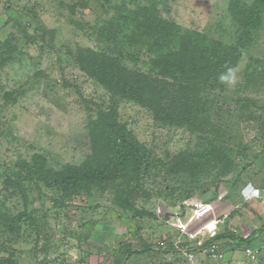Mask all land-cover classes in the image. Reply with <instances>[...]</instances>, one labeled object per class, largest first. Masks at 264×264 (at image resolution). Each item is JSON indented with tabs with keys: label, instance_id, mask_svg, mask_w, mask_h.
Segmentation results:
<instances>
[{
	"label": "rangeland",
	"instance_id": "rangeland-1",
	"mask_svg": "<svg viewBox=\"0 0 264 264\" xmlns=\"http://www.w3.org/2000/svg\"><path fill=\"white\" fill-rule=\"evenodd\" d=\"M257 1L240 0L243 6ZM124 2L135 11L152 9L182 35L201 33L226 45L242 35L234 0H0V214L15 226L0 223V264H93V252L82 254L93 239L106 242L96 264L123 261L120 245L142 248L143 264H172V245L161 242L167 237L168 244L178 230L179 238V227L196 208L212 203L220 214L222 204H242L240 190L247 183L264 189V11L236 67L238 83L208 95L214 126L203 132L161 123L136 101L114 103L109 90L81 70L79 47L100 48L101 41L104 48L116 47L98 32ZM130 55L126 62L141 70L148 69L150 55L156 57L141 48ZM99 112H117L165 165L142 177L146 191L135 205L140 215L118 204L115 186L93 187L70 200L39 179H21L24 160L46 170L82 166L92 152L89 119ZM212 140L223 153L216 163L197 161L194 171L181 166L187 154L209 151ZM229 157L233 164L227 168ZM24 212L36 222L28 215L15 220Z\"/></svg>",
	"mask_w": 264,
	"mask_h": 264
},
{
	"label": "trees",
	"instance_id": "trees-1",
	"mask_svg": "<svg viewBox=\"0 0 264 264\" xmlns=\"http://www.w3.org/2000/svg\"><path fill=\"white\" fill-rule=\"evenodd\" d=\"M233 4L234 16L243 25L242 35L235 45H226L201 33L179 34L175 23L154 14L152 9L135 11L124 2L118 13L105 20L98 32L100 39L108 38L116 47L104 48L102 41L100 48L79 47L77 62L81 70L109 90L114 103L121 99L136 101L150 108L161 123L185 125L193 131H210L214 122L208 106L213 99L208 95L225 89L226 85L218 80L219 74L226 65L237 67L253 32L262 24L264 0L245 6L240 0H234ZM138 48L155 52V59L150 55L147 70L132 68L126 62ZM259 73L264 79L263 70ZM116 113L111 116L99 112L89 119L92 152L82 166L46 170L24 160L20 164V171L24 173L21 179L26 177L35 183L39 179L70 200L93 187L105 190L115 186L120 189L118 204L133 211L134 215H140L135 208L136 199L146 191L141 179L151 168L165 165L137 139L126 123L117 119ZM210 145L209 151L187 154L179 163L189 167V171L200 165L197 161L216 163L217 154H223H220L221 146L215 140ZM232 164L229 157L227 168ZM122 183H126L124 188ZM17 186L26 194L21 182ZM23 215L28 213L19 214L15 220L21 221ZM28 217L32 224L36 222L30 215ZM9 219L0 214V223L14 229ZM218 237L205 240L204 247H210ZM120 249L123 261L118 264H123L128 251ZM7 261L16 264L14 260Z\"/></svg>",
	"mask_w": 264,
	"mask_h": 264
},
{
	"label": "crops",
	"instance_id": "crops-1",
	"mask_svg": "<svg viewBox=\"0 0 264 264\" xmlns=\"http://www.w3.org/2000/svg\"><path fill=\"white\" fill-rule=\"evenodd\" d=\"M261 196L259 198L253 197L249 200L242 201V204H234V202L230 201V203L222 204L220 206L221 213L226 214L225 217H221V213L217 214L218 208L213 207L209 212H207L204 216L196 219L193 227H200L204 224L209 226V229L217 231L215 242L217 243V250L220 254V258L213 259L208 258L206 254L201 251L197 250L198 247L195 245V242L190 241L183 237V243L186 247H192L195 250L196 257L191 260L182 253L181 249L175 247L173 239H175L178 235L180 230L176 233H171L172 241L168 242L167 247H171L168 250V255L172 257V264H241L246 258V249L249 247H260L264 244V189L260 188ZM224 205V206H223ZM218 207V206H215ZM207 210V209H206ZM223 210V211H222ZM220 217L219 219L221 222L219 223L218 227H213V224H209L210 220L213 217ZM180 228V227H179ZM124 233V232H123ZM118 237V236H117ZM97 238V237H96ZM178 238V237H177ZM210 236H207L204 239H210ZM90 239V238H89ZM98 239H101L98 236ZM103 239V238H102ZM97 240V239H96ZM213 240V239H211ZM96 242L94 239L90 242L91 245L86 247L83 250L82 254H93L90 257H96V260L102 261V257L99 255L101 254L102 247L105 246L106 242ZM142 242H144L142 240ZM128 243H135L134 241L125 242V245ZM171 244V245H170ZM148 244L144 243V246ZM122 245L118 247L121 248ZM116 247V246H115ZM91 248V249H90ZM149 248H152L150 245ZM93 249H96L94 251ZM125 249L128 251L126 252L127 257L123 264H143L144 261H141V258H144L143 255H139L142 253V248L138 249L136 247L127 246ZM156 249V248H152ZM114 250V249H113ZM141 251V253H138ZM164 253L167 252L163 250ZM160 252V250H158ZM143 254V253H142ZM140 256V258H139ZM115 257V256H114ZM116 258V257H115ZM139 258V261H135L134 259ZM97 261H92V263L96 264ZM167 261V260H164ZM261 264H264V252L261 258Z\"/></svg>",
	"mask_w": 264,
	"mask_h": 264
},
{
	"label": "built area",
	"instance_id": "built-area-1",
	"mask_svg": "<svg viewBox=\"0 0 264 264\" xmlns=\"http://www.w3.org/2000/svg\"><path fill=\"white\" fill-rule=\"evenodd\" d=\"M214 205L212 203H206L201 205L199 208H196L189 219L185 223L182 224L181 228V234L176 241V245L178 248L181 249V251L188 256L189 259L193 260L196 257L195 249L192 247H186L183 243V237L186 236L187 239H189L192 242H195V245L198 247L197 250L203 251L208 258L213 259H219L220 254L217 250V243L214 241L210 247H204V242L207 236L215 237L217 234V231L212 229H209L208 224L200 226L198 228L193 227V224L195 223L196 219L200 218L201 216H204L207 212H209L211 209H213ZM207 209V210H206ZM221 220L218 217H213L209 224H213V227H218ZM162 245H167V237H165L162 240ZM264 252V244L260 247H248L246 249V255L247 258L241 263V264H261V258L262 254ZM82 264H85L82 262Z\"/></svg>",
	"mask_w": 264,
	"mask_h": 264
},
{
	"label": "clouds",
	"instance_id": "clouds-1",
	"mask_svg": "<svg viewBox=\"0 0 264 264\" xmlns=\"http://www.w3.org/2000/svg\"><path fill=\"white\" fill-rule=\"evenodd\" d=\"M238 72V68L226 65L225 70L219 74L218 80L222 84L234 87L238 83ZM240 195L244 200H249L253 197L259 198L261 190L249 182L240 190Z\"/></svg>",
	"mask_w": 264,
	"mask_h": 264
}]
</instances>
